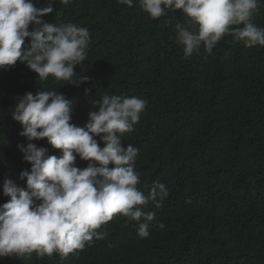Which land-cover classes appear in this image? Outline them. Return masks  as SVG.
Here are the masks:
<instances>
[{
	"label": "trees",
	"instance_id": "obj_1",
	"mask_svg": "<svg viewBox=\"0 0 264 264\" xmlns=\"http://www.w3.org/2000/svg\"><path fill=\"white\" fill-rule=\"evenodd\" d=\"M54 8L48 22L90 33L83 64L90 83L39 82L20 62L0 71V205L10 200L3 194L5 176L26 187L20 172L31 169L17 148L26 138L12 108L41 87L73 102L71 122L79 127L103 93L146 99L134 130L121 139L139 150L138 189L147 196L160 182L169 195L162 207L149 201L145 208L155 213L147 238L137 234L143 221L117 214L97 229L106 233L103 239L67 257L41 259L33 252L0 258V264H264V47L248 48L226 35L211 55L201 45L184 59L175 31L185 22L182 10L153 20L136 0L132 7L118 0H57ZM251 22L264 28V0ZM36 143L59 155L46 139ZM76 164L84 168L88 161L78 157Z\"/></svg>",
	"mask_w": 264,
	"mask_h": 264
},
{
	"label": "clouds",
	"instance_id": "obj_2",
	"mask_svg": "<svg viewBox=\"0 0 264 264\" xmlns=\"http://www.w3.org/2000/svg\"><path fill=\"white\" fill-rule=\"evenodd\" d=\"M59 2L68 5L71 0ZM136 2L153 20L182 10L185 22L178 21L175 31L184 59L201 45L211 55L226 35L248 48L264 47V28L251 22L261 0ZM37 3L0 0V71L20 62L37 74L39 82L52 77L62 87L90 83L83 71L91 39L88 29L48 22L45 17L53 13L57 0H45L41 7ZM118 3L132 7L134 0ZM90 92L91 88H85L86 94ZM147 104L140 97L103 93L93 101L86 125L79 127L71 122L73 102L59 91L41 87L35 94L28 92L19 98L11 117L23 126L20 135L26 143H18L17 148L31 169L20 172L26 187L8 176L3 180V194L10 200L0 205V258L33 252L41 259L53 253L67 257L91 245L94 238L103 239L106 233L97 229L117 214L128 221H143L137 234L149 237L155 213L145 208L149 201L155 208L162 207L169 190L160 182L153 184L147 196L138 189L140 174L135 162L139 150L131 144L125 146L121 139L134 130ZM45 139L59 155H49L47 148L38 146L36 141ZM78 157L88 161L87 167L77 166Z\"/></svg>",
	"mask_w": 264,
	"mask_h": 264
}]
</instances>
